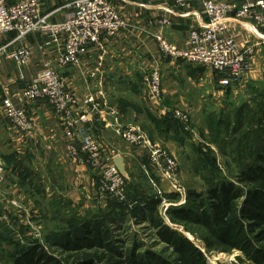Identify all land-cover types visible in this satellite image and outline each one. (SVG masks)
<instances>
[{"label": "crops", "instance_id": "crops-1", "mask_svg": "<svg viewBox=\"0 0 264 264\" xmlns=\"http://www.w3.org/2000/svg\"><path fill=\"white\" fill-rule=\"evenodd\" d=\"M6 1L14 4L20 0ZM76 1L40 0L42 13L52 23L63 22L73 13ZM107 1L123 14L128 28L115 38L102 37L99 44L91 46L81 55L77 65L67 68L62 69L55 64L56 47L45 45L40 33H32L24 40L32 52V61L28 66H19L8 58L9 53L21 44L15 41L16 34L0 33V99L10 97L35 124L31 134H21L5 116L0 100V160L4 164L7 156H14L32 171L25 181L12 171L0 184V198L3 195L12 196L10 202L17 209L24 203L27 184L47 192L61 188L64 193L72 188V175L78 177L79 181L83 180V184L87 183L88 177H97L85 163L70 157L63 121L51 106L44 101L29 102L23 99L26 83L22 77L28 82L32 81L49 66L59 72L68 90L78 99V107L72 110V118L78 120L88 115L86 128L105 156L118 154L124 157L127 171L139 169L149 175L151 170V176L161 178L160 190L166 195L175 190L170 181L163 179L159 166L149 162L148 168L143 164L147 158L125 143L114 130L118 124L139 127L152 141L165 147L177 163L178 155L182 157V154L189 153L188 148L180 146L172 135L161 137L149 116L161 119L171 109L193 112L196 107L203 106L201 103L204 100L215 96L216 87L220 85L210 69L183 58L172 59L163 55L155 35L164 33L176 49L185 50L188 32L207 26L208 17L198 0H188L184 9L173 8L164 0ZM214 1L232 2L239 10L247 1L256 0ZM163 19H169L171 26L161 28L159 22ZM228 25V34L240 47H255L250 71L242 82L245 85L259 79L264 72V25L257 23L252 16L238 20L235 13L228 18ZM154 69H159L163 78L166 107L162 110L154 108L148 99L147 79ZM89 97L102 103L99 110L94 111L91 105H85L84 101ZM38 169L42 173L36 172ZM153 194H157L156 189ZM8 201L0 200V203L5 205ZM4 210L8 211V208L4 207ZM5 215H0V222L6 219Z\"/></svg>", "mask_w": 264, "mask_h": 264}, {"label": "rangeland", "instance_id": "rangeland-1", "mask_svg": "<svg viewBox=\"0 0 264 264\" xmlns=\"http://www.w3.org/2000/svg\"><path fill=\"white\" fill-rule=\"evenodd\" d=\"M219 87H216L215 96L201 103L202 107H196L193 112L181 110L190 118L188 124L175 118L171 112L165 116L180 123L185 130V133L182 132V138L189 146L188 154L177 156L178 170L175 174L176 182L185 190L184 195L177 194L180 196L176 197L177 199H169L165 195L163 201L156 194L153 197L160 200L153 209L145 204L139 210H134L137 203L130 197L134 204L131 208L124 205L128 210L122 203L110 200L113 198L98 195L95 175L92 178L94 182L88 177L86 184L72 175V188L64 193L61 188H53V191L47 192L27 184L28 188L24 189L26 198L18 209L10 202L12 196L3 195L0 198L9 200L5 205L0 203V215L6 214V219L0 222V264H14L16 261L17 264H29L24 258L25 250L32 253L34 262L38 264H54V259L65 264H74L75 259L82 255H103L105 261L108 259L112 264H123L130 250L135 247L141 254L146 250L155 253L167 252L166 244L158 237L159 229L148 219L152 215L156 217L157 223L161 222L197 246L209 264H257L241 251L223 245L218 239L211 237L202 225L191 220L201 213V205L195 209L196 207H189L187 202L190 189L203 194L204 202L208 205L210 198L206 189L213 178L225 177L228 182L241 189L260 185L264 187L261 180L250 182L236 178L238 168L232 165L230 148L219 150L214 145L211 146L216 152L217 165L222 169L220 173L214 166H200L198 162L199 156L194 152L193 145L206 149L209 139L208 119L211 116L223 124L230 118L235 123L233 111L246 104L250 109L264 112V72L259 79L245 85L241 83L229 90L221 85ZM250 119L251 116L247 114L240 131L232 136L233 139H240L248 129ZM254 119L255 124L258 120L257 124L261 125L259 118ZM260 163L261 167H264V162ZM36 172L42 173V170L38 169ZM130 172L136 177L130 179L129 176L128 188H137L140 194L148 196L154 195L156 188L161 189V178L151 176L150 173L144 174L139 169ZM7 175L4 167L3 182ZM4 207L8 208V211H5ZM136 210L140 212L138 218L133 214ZM123 214L125 216H114ZM51 241L56 242L52 244ZM259 245L264 246V242Z\"/></svg>", "mask_w": 264, "mask_h": 264}, {"label": "built area", "instance_id": "built-area-1", "mask_svg": "<svg viewBox=\"0 0 264 264\" xmlns=\"http://www.w3.org/2000/svg\"><path fill=\"white\" fill-rule=\"evenodd\" d=\"M164 1L176 9H184L188 5V0ZM198 1L208 17L207 26L190 30L186 38V49L182 51L176 49L164 33H158L155 40L159 50L166 57L183 58L194 65L210 69L224 88L237 87L250 71L255 47L242 48L236 43L228 34V18L233 13L238 20L252 16L257 23L264 25V0L247 1L239 10L232 2ZM159 24L161 28L169 27L171 21L163 19ZM127 28L128 23L123 14L107 0H77L73 13L60 23H52L48 16L42 13L40 0H20L14 4L0 0V33L16 34L15 41L21 44L9 53L8 58L21 67L28 66L32 61V52L24 44L26 37L32 33H40L45 45H55V64L63 69L77 65L81 55L91 46L99 44L102 37L115 38ZM22 80L26 83L23 90L25 101H44L61 117L65 136L69 141V155L95 172L98 177V195L133 207L134 203L127 194L126 179L115 166L114 156H105L99 143L86 128L88 115H83L78 120L72 118V110L78 107V99L68 90L67 83L59 72L49 66L34 80L28 82L24 77ZM147 88L151 105L159 110L165 109L163 78L159 69L149 73ZM84 103L91 105L94 111L102 106V103L93 97H89ZM1 108L21 134L27 135L34 131L35 124L32 119L10 97L1 98ZM171 113L183 123H189L190 118L183 111L171 109ZM114 131L125 143L140 151L151 164L162 169L163 179L170 181L175 188L173 193L185 194L183 187L175 180L178 163L165 147L153 142L136 126L118 124ZM3 178L4 167L0 164V184ZM156 190L164 201L166 194L159 188Z\"/></svg>", "mask_w": 264, "mask_h": 264}, {"label": "trees", "instance_id": "trees-1", "mask_svg": "<svg viewBox=\"0 0 264 264\" xmlns=\"http://www.w3.org/2000/svg\"><path fill=\"white\" fill-rule=\"evenodd\" d=\"M227 89L229 90L231 87ZM233 114L235 123L231 121V118L229 120L226 119L225 124L220 120L216 121L212 116L208 119L209 139L207 140L206 149L193 145L194 152L199 156L198 162L200 166H202L201 164L214 166L215 170L220 173L222 169L217 165L216 152L211 146L214 145L219 150L230 148L232 165L238 168L236 178L250 182L259 180L264 182V167L260 165V162H264V112L259 113L257 110L250 109L246 104L234 110ZM247 114L252 118L248 129L242 134L240 139H233L232 136L240 131ZM149 118L154 123L156 131L161 137L168 138L172 135L180 146L189 149L186 140L182 138V132L185 133V130L178 121L169 117L158 119L153 115H150ZM254 118H259L261 125L257 124L258 120L255 124ZM202 136L205 137V134L202 133ZM22 164L23 162L9 155L6 157L4 167L8 175L14 171L25 181L29 178L32 171ZM24 164L26 163L24 162ZM143 164L149 168L150 163L147 159ZM128 173L130 179L136 177L129 170ZM143 173L146 174L144 171ZM127 183L128 179H126L127 194L129 198L131 197L137 203L134 210H139L145 204L153 209L159 202L160 199L157 200L153 197L156 194L148 196V194L144 193L146 195H142L137 188H128ZM206 194L210 198L208 205L204 202L203 194L188 190L187 202L189 207H199L201 205V213L191 220L202 225L211 237L218 239L223 245L230 249L241 251L248 259L253 260L257 264H264V246L259 245L264 242L263 185L241 189L228 182L225 177L213 178L207 184ZM176 197L180 196L177 194L167 195L169 199ZM110 200L120 203L115 199ZM121 205L124 206L125 204L122 203ZM125 208L128 209V207ZM139 213L137 210L133 213L135 218L139 217ZM148 219L159 229L158 237L161 242L166 244L168 251L155 253L146 250L141 254L138 253V248L135 247L130 250L123 264H209L204 253L187 238L175 233L161 222L157 223V219L153 215ZM92 234L95 235L93 232ZM54 242L56 241H51L50 243L54 244ZM166 254H169V256ZM24 258L29 264H38L34 262L32 253H28L26 250ZM53 262L54 264H65L57 259H54ZM14 264H17V261ZM74 264H112V261L108 259L105 261L103 255H82L75 259Z\"/></svg>", "mask_w": 264, "mask_h": 264}, {"label": "water", "instance_id": "water-1", "mask_svg": "<svg viewBox=\"0 0 264 264\" xmlns=\"http://www.w3.org/2000/svg\"><path fill=\"white\" fill-rule=\"evenodd\" d=\"M114 164L115 166L118 168V170L120 171V173L123 175V177L125 179L129 178V174L126 168V163H125V159L124 157H122L121 155H115L113 158ZM0 164H3L2 161L0 160Z\"/></svg>", "mask_w": 264, "mask_h": 264}]
</instances>
